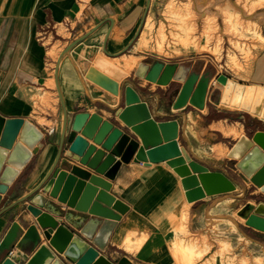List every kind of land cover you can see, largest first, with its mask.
<instances>
[{
    "label": "crops",
    "instance_id": "obj_1",
    "mask_svg": "<svg viewBox=\"0 0 264 264\" xmlns=\"http://www.w3.org/2000/svg\"><path fill=\"white\" fill-rule=\"evenodd\" d=\"M147 2L0 0V114L5 118L29 120L43 132L42 147L12 175L7 191L0 195V242L14 222L22 224V216L34 222L26 210L27 205L34 204L50 212L114 264H190L182 253L188 241L193 240L186 234L187 229L198 237L217 235L212 220L234 221L237 198L246 193L264 195L236 166L237 159L228 155L241 136L251 137L264 130V119L251 111L224 104L225 85L218 81L219 75L225 73L237 83L264 86V46L257 45L248 75L243 78L219 70L211 63L212 56L196 51L175 60L156 59L144 49L140 40L142 31H138ZM158 2L151 0V7ZM98 25L63 56L56 76L61 52ZM123 57L132 59V65L127 66ZM156 61L176 64L169 84L136 75L140 63L152 65ZM57 79L69 123L79 112H96L104 119L113 120L115 111L129 103L128 90L132 89L139 100L147 103L157 121L179 123L180 146L210 170L226 174L236 188L190 202L182 177L167 160L145 164L133 158L121 164L115 179L104 177L112 184L110 193L129 208L119 219L78 210L43 187L28 200L17 203L42 182L58 155L64 109ZM200 91L202 102L197 103ZM222 126H237L240 134L238 137L226 134ZM218 144H224L227 149L221 156L213 150ZM248 202L256 201L247 199L245 203ZM242 225L241 234L249 251L264 254V231L246 222ZM23 230L10 249L12 254L9 251L4 259L10 256L24 264L38 249V246L31 250L21 247L27 227ZM221 234L231 242L234 229L227 225ZM43 244H47L45 239ZM207 259L212 264H225L218 256L213 260L209 253L195 264H203Z\"/></svg>",
    "mask_w": 264,
    "mask_h": 264
},
{
    "label": "water",
    "instance_id": "obj_2",
    "mask_svg": "<svg viewBox=\"0 0 264 264\" xmlns=\"http://www.w3.org/2000/svg\"><path fill=\"white\" fill-rule=\"evenodd\" d=\"M150 2L148 0L138 31L146 19ZM98 27L73 41L61 52L56 76L63 56ZM176 68V64L162 61L152 65L142 62L136 75L158 84H169ZM218 81L225 85L222 97L224 104L251 111L264 119V86H246L226 74H220ZM57 88L64 109V125L57 158L42 182L17 203L28 200L43 187L52 196L78 210L119 219L129 208L110 193L112 184L106 178L115 179L121 164L133 158L145 164L167 160L182 177L190 202L207 194L236 188L234 181L226 174L210 170L194 159L185 147L180 146L179 123L176 120L157 121L147 103L139 100L132 89L128 90L129 103L115 111L113 120L104 119L96 112H79L69 123L58 79ZM42 139L43 132L31 121L5 118L0 114V195L7 191L12 175L39 151L43 145ZM228 155L237 159L236 166L264 193V130L255 132L251 137L241 136ZM5 165L7 167L4 170ZM26 210L32 214L34 222L30 223V219L22 216L23 226L19 222L12 224L0 242V264H19L10 256L4 257L24 231V226L27 230L20 242L21 247L31 250L38 246L24 264H114L50 212L34 204L27 205ZM239 214L245 218L247 225L264 231V200L257 204L246 203ZM44 239L47 244H43Z\"/></svg>",
    "mask_w": 264,
    "mask_h": 264
},
{
    "label": "rangeland",
    "instance_id": "obj_3",
    "mask_svg": "<svg viewBox=\"0 0 264 264\" xmlns=\"http://www.w3.org/2000/svg\"><path fill=\"white\" fill-rule=\"evenodd\" d=\"M243 1L248 8L258 9V17L253 21L244 22L231 0H223L222 2L210 0L205 5L208 16L206 19L201 18L199 20L192 0H159L155 7L152 8L150 5L147 12V16L152 19V27L146 31L147 38L143 43L144 49L152 53L154 58L163 60H175L189 51H196L202 55L212 56L214 59H209L219 70L229 71L231 75L238 78L246 77L248 65L255 58L254 50L258 44L264 46V23L262 22L264 17L261 12L264 10V0ZM179 10L181 15H178L180 14ZM220 14L222 17H219ZM229 14L241 21V25L235 27L237 30L232 29L233 26L229 28L228 24L224 22L223 16ZM143 27L144 23L141 31ZM220 27H222L221 31ZM185 28L187 33L182 31ZM227 29L229 30L227 31ZM222 30L226 32H222ZM231 31L233 35L229 33ZM221 155L223 154L218 156ZM247 199H252L256 202L251 203L257 204L260 199L264 200V195L246 193L237 198L235 200L234 221H222L221 218L212 220L211 223L217 230V235L204 234L198 237L191 234L187 229L186 234L193 238V240L188 241L186 250H182V253L187 257V262L195 264L198 259L209 253L213 260L218 256L225 264H264V254H252L248 249L246 239L241 234L244 231L242 224L246 221L239 214V211L246 204ZM227 225L234 229L231 242L226 241L224 235L221 234ZM191 255L192 258H190ZM203 264L212 263L207 259Z\"/></svg>",
    "mask_w": 264,
    "mask_h": 264
},
{
    "label": "bare ground",
    "instance_id": "obj_4",
    "mask_svg": "<svg viewBox=\"0 0 264 264\" xmlns=\"http://www.w3.org/2000/svg\"><path fill=\"white\" fill-rule=\"evenodd\" d=\"M193 3H194V6L197 10V13L199 15V17L197 16L198 20L203 18V19H206V16L207 15V12H206V9H205V5L209 3L210 0H192ZM219 2H222L223 0H217ZM232 4L235 5V7L237 8V13L239 14L240 18L244 21V22H249V21H253L254 19H256L258 17V9H254V8H248L247 4L244 3L243 0H231ZM170 5V4H169ZM173 7V6H171ZM174 8V7H173ZM264 9V8H263ZM174 10V9H173ZM177 10V9H176ZM181 11L179 10V13ZM235 12V11H234ZM262 12V15L264 17V10L261 11ZM178 15H181L178 14ZM219 17H222V14L219 15ZM223 19H224V22H226V24H228V27L231 28L232 26V29H236L235 27L236 26H240L241 25V21H239V19H237L235 16H232L231 14L229 15H224L223 16ZM227 20V21H226ZM197 21V20H196ZM264 23V19L262 21ZM222 23V22H221ZM183 24V23H182ZM225 25V24H224ZM223 26V25H222ZM247 26V24H246ZM264 26V25H263ZM152 27V19L150 18V16L146 17L145 19V22H144V28L142 30V33H141V43H144V40L147 38L146 37V31L148 29H150ZM225 27V26H223ZM187 28V27H186ZM185 28V30L182 29V31H184L185 33H187V29ZM245 28H248V27H245ZM220 31L222 29V27L219 28ZM224 30V29H223ZM222 32H226V31H223ZM229 29H227L228 31ZM237 30V29H236ZM242 30V28H241ZM234 31V30H233ZM240 31V30H239ZM162 32V31H161ZM233 35L232 31L229 32ZM224 34V33H223ZM226 34V33H225ZM162 35L164 36L163 32H162ZM235 35V34H234ZM222 37V36H221ZM229 37V36H228ZM236 38V36H235ZM222 39V38H221ZM55 49H51V52L54 53L55 52ZM58 51V50H57ZM51 53V54H52ZM57 55V54H56ZM231 56V55H230ZM232 57V56H231ZM230 57V58H231ZM126 61V64L127 66H131L132 63H133V60L132 59H127L126 57H123ZM233 58V57H232ZM135 62V61H134ZM45 93V92H44ZM222 95V94H221ZM47 98V97H46ZM221 98V97H220ZM45 99V98H44ZM43 99V100H44ZM48 99V98H47ZM196 102L197 103H201L202 102V95H201V91L198 93L197 97H196ZM231 107V106H230ZM224 123V122H223ZM220 124V123H218ZM217 124V125H218ZM226 126V125H225ZM223 127L221 129H223L225 131L226 134H232L234 136H237L240 134V129L237 128V126H229V127ZM228 126V125H227ZM215 127H217L215 125ZM221 127V126H220ZM219 128V126H218ZM206 130V129H205ZM223 131V133H224ZM206 132V131H205ZM213 150L215 151L216 155H220V154H225L226 152V146L224 144H218V145H215L213 147Z\"/></svg>",
    "mask_w": 264,
    "mask_h": 264
},
{
    "label": "built area",
    "instance_id": "obj_5",
    "mask_svg": "<svg viewBox=\"0 0 264 264\" xmlns=\"http://www.w3.org/2000/svg\"><path fill=\"white\" fill-rule=\"evenodd\" d=\"M9 254H12V251H10Z\"/></svg>",
    "mask_w": 264,
    "mask_h": 264
}]
</instances>
